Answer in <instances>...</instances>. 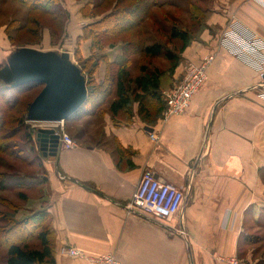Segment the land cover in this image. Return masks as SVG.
I'll return each mask as SVG.
<instances>
[{"label":"crops","instance_id":"1","mask_svg":"<svg viewBox=\"0 0 264 264\" xmlns=\"http://www.w3.org/2000/svg\"><path fill=\"white\" fill-rule=\"evenodd\" d=\"M209 11L175 72L161 81L164 93L182 80L184 64L216 52L208 79L185 113L162 116L154 125L139 118L116 124L109 115L82 118L66 124L77 146L60 142L55 157L39 150L45 184L15 217L48 209L54 264H89L63 254L65 245L92 256L114 253L121 264H228L233 255L252 260L247 247L264 220V68L246 52L220 48L219 38L234 18L264 36V6L213 0ZM98 70L101 80L104 65ZM148 168L184 191L170 222L128 211Z\"/></svg>","mask_w":264,"mask_h":264},{"label":"trees","instance_id":"2","mask_svg":"<svg viewBox=\"0 0 264 264\" xmlns=\"http://www.w3.org/2000/svg\"><path fill=\"white\" fill-rule=\"evenodd\" d=\"M2 1L26 7L28 18H51L59 25L66 18L61 0ZM202 1L204 4L205 0ZM89 9L94 10V17L99 12L102 18L86 25L84 31L88 32L81 37H92L93 47L118 46L119 55L112 59L103 53L83 60L81 70L86 77L88 98L65 123L109 115L116 124H131L139 118L147 125H154L163 116L166 107L162 77L175 72L193 33L204 22L210 7H203L193 0L186 6L185 0H87L82 11ZM163 9L172 13L186 10L192 18L182 24L177 20L180 16L160 14ZM26 25L18 19L8 22L6 33L12 45L19 44V34L25 31ZM148 29L152 30L151 35ZM22 41L21 47L35 43L34 40ZM156 60L160 62L157 64ZM102 64L105 75L98 80L96 73ZM43 87L44 84L39 82L0 85V157H12L30 168L36 158L40 171L41 156L35 143V130L30 129L26 120L31 102ZM29 153H33L32 159ZM5 165L14 173L0 171V191L17 190L18 196H22L20 200L26 202L29 196L20 190L23 186L26 190L31 189L32 182L26 179L32 180L37 172L28 173L10 163ZM20 208L17 206L11 212L0 213L8 221L6 225H0V244L4 247L0 252V264H54L48 209H38L23 219H17L15 216ZM259 229L250 237V243H262L264 240V220ZM29 240L36 242L30 244Z\"/></svg>","mask_w":264,"mask_h":264},{"label":"rangeland","instance_id":"3","mask_svg":"<svg viewBox=\"0 0 264 264\" xmlns=\"http://www.w3.org/2000/svg\"><path fill=\"white\" fill-rule=\"evenodd\" d=\"M61 1H62L63 7L66 9L65 11L66 18L64 19V23L61 20V24L59 25L58 21H54L51 18H35V19L28 18V10L26 7L20 6L16 3L6 4L5 2L0 0V53L2 54L0 55V64L5 62V60L3 59L6 58V55L11 53L12 50H15L16 48L18 49L21 47L20 44L23 42L22 39H24L25 41L27 40L35 41V43L30 44V45H25V46L34 47V48L45 50V51L46 50H55L58 52L67 51L70 53L73 61L76 62L80 66V68L83 67L84 65L83 60L88 59L92 55L99 56V54L104 53V54H108L112 59H114L115 57L119 55L120 48L118 46L114 48L105 46V48L103 49L100 48V46L93 47L92 37H89V36L85 38L81 37L87 31V30L84 31V27L86 25L92 23L95 20H98L99 18H102V16L98 14L99 12H97L96 13L97 16L94 17L93 16L94 10H90V9L86 10L85 12L87 14L84 11H82V7L87 0H61ZM190 1L191 0H185V6ZM193 1L198 2L199 5L203 7L204 6L210 7L213 2V0H209V1L205 0L206 3L204 2L203 4L202 0H193ZM168 9L167 10L163 9V11H161L160 14L165 15L166 13H168V14L180 16V18H177V20L180 21L182 24H184V22L188 23L190 21V18H192L191 14L186 12V10L184 11L182 10L180 12L174 11V13H172V11H169ZM209 15H210V11H207L206 18H209ZM11 19L12 20L18 19L20 20L21 23L27 24L26 27L24 28L25 31L19 34L20 42H17L19 43L17 45H12L10 43L7 33H6L7 24L8 22L10 23L12 22ZM148 34L151 35L152 30L148 29ZM157 60L161 61V59H157ZM157 60L155 62L158 64V62L160 61H157ZM186 64H184V66ZM164 65L165 63L163 64V66ZM184 72H185V69H184ZM97 119L98 118H95L94 120H97ZM26 123L30 125V129H34L36 131L38 128L41 127V125H44V123H50V122L30 121L27 119ZM71 124L72 122H68V126ZM64 126H65V131L67 132L66 123ZM34 138H35V134H34ZM32 154L33 153H29L30 159H32L33 157ZM3 157H0L3 159V160H0V171L2 172H5V173L10 172L12 174L14 173L13 170L9 171L10 169L5 167L6 166L5 164H7L8 166L9 163L10 165H13V166L15 165V168L22 167L24 171L28 173H31L34 171L37 172V174L33 176V179L30 180L32 182L31 189L26 190V187L23 186V188L20 190L22 193H26L27 196H29V198L30 197L37 198L38 195L40 194L39 188L45 184L44 182L40 184V181H43L42 174L44 172H43V169H41L42 174H40V177H39L38 171L40 170L38 166L39 164L38 160L36 158L33 160L35 163L31 165V168H32L31 169L30 166H28L27 164H24V163L22 164L20 160H14L12 159V157H8L6 155ZM5 160L9 163L4 162ZM0 177H1V174H0ZM9 181H12V179H9ZM36 184L38 185L34 189ZM20 198L22 199V196L21 197L18 196L17 190L16 191H0V213L11 212L14 209V207H17V206L18 207H22L24 205L26 207L30 206L31 204L30 200L27 202L28 203L27 204L26 202L23 203L22 200H20ZM6 219L2 215H0V225H6L8 223ZM257 232L258 231H254L253 234H256ZM33 242H36V241L34 240L28 241V243L30 244H33ZM3 250H4V247L0 244V252H3ZM247 251H250L251 253H253L252 260L250 261V260H246V259L239 257L240 260L246 262L247 264H264V240L262 241V243L257 242L255 244L250 245L249 247H247Z\"/></svg>","mask_w":264,"mask_h":264},{"label":"built area","instance_id":"4","mask_svg":"<svg viewBox=\"0 0 264 264\" xmlns=\"http://www.w3.org/2000/svg\"><path fill=\"white\" fill-rule=\"evenodd\" d=\"M256 1L264 6V0ZM234 19L222 32L219 47L231 48L236 54L246 52L244 57L261 69L264 68V36L248 30L240 20ZM235 46H239V49H235ZM215 58L216 52H212L205 55L199 63L188 62L184 66L185 74L182 80L163 93L166 101L164 119L186 112L192 99L208 79V70ZM64 125L65 121L62 120L44 123L41 127L55 128L60 134V142L67 148L77 146L76 141L65 131ZM150 136L153 140H158L156 133L152 132ZM184 197L183 190L175 185L162 182L155 176L154 171L148 168L144 170L127 208L131 214L141 218L170 222L179 213ZM178 232L180 235H185L183 229H179ZM61 252L68 256L84 258L89 264H121L114 253L92 256L83 249L71 245L63 246ZM226 261L228 264H247L237 255L228 257Z\"/></svg>","mask_w":264,"mask_h":264},{"label":"water","instance_id":"5","mask_svg":"<svg viewBox=\"0 0 264 264\" xmlns=\"http://www.w3.org/2000/svg\"><path fill=\"white\" fill-rule=\"evenodd\" d=\"M0 82L10 86L44 84L28 108L30 121H66L88 98L86 77L67 51L20 47L0 66ZM60 140L55 128L40 127L35 131V143L44 156L55 157Z\"/></svg>","mask_w":264,"mask_h":264}]
</instances>
